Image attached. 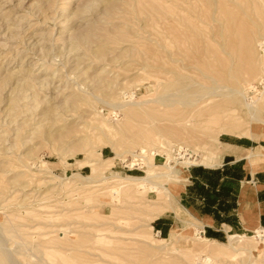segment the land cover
Segmentation results:
<instances>
[{
    "label": "rangeland",
    "instance_id": "374dc122",
    "mask_svg": "<svg viewBox=\"0 0 264 264\" xmlns=\"http://www.w3.org/2000/svg\"><path fill=\"white\" fill-rule=\"evenodd\" d=\"M189 1L0 0V247L7 255L8 264H31L39 256L47 262L40 259L43 264H195L198 257L197 261H203L201 255L207 257L204 264H234L239 260L223 257L215 261L208 253H200V247L225 251L229 248V238L221 244L209 242L195 228L178 230L176 235L168 237L171 243L162 242L166 237L154 229L153 220L159 214V207L169 205L174 186L180 182L160 177L159 172L151 174L147 182L126 179L147 175L146 159H141L146 148L140 147L139 138L133 136L137 118L127 123L123 133H108L100 126L102 120L111 125L125 122V114L118 107L122 101L150 100L166 94L162 98L165 103L155 104L156 113L163 118L160 124L176 126L187 114L189 128L193 127L190 129L199 130L213 122L211 134H215L202 135L200 143L195 140L192 145H181L183 141L176 140L170 145L173 150L187 144L191 151L199 153L198 159H203L212 155L208 147L218 149L217 164L225 152L218 144L227 133L264 136V123L250 116L244 105L246 100L234 104L227 95V88L242 85L246 89L245 83L253 85L246 93L258 102L257 113L264 119V97L259 95L264 90V32H260L264 29V0ZM220 4L227 8L222 11H230L223 13L227 21L232 17L231 23V18L228 22L223 20ZM245 7L250 8L248 13L243 12ZM239 21H243L248 31L257 29L253 46L250 44L248 48L253 51L249 53L251 59L243 53L245 43L241 32L244 30ZM224 25L227 31L221 30ZM227 25L234 27L233 30ZM225 38L228 44L222 40ZM184 44L189 46L188 52ZM221 47L227 50L223 52ZM25 66L38 79L35 77L29 85L18 79L3 85L7 72L16 71L18 76ZM45 69L51 71L50 78ZM249 70L255 71L251 75ZM46 76L48 80L44 79ZM179 82L195 83L199 95L190 100L196 101L197 106L189 103V96L181 95ZM171 84L175 85L166 88ZM14 88L21 90L17 93ZM10 95L17 98L15 111L8 108L6 100ZM210 113H221L222 119L215 121L216 117ZM122 139L125 141L120 146L118 142ZM161 146L157 142L154 147ZM150 148L153 146L147 151ZM89 149L94 155L87 157L85 152ZM98 151L102 153L101 159H105L103 162L98 161ZM160 155H163L160 161L154 157L159 167L156 169L168 171L164 166L167 156ZM96 162L100 163V171L94 174ZM173 163L167 165L176 164ZM183 169L186 172L181 171V177L185 179L189 168ZM116 174L123 178L113 177ZM92 176L99 181L85 180ZM102 176L107 179L101 180ZM61 230L68 231L63 238ZM242 240L254 245L251 261L264 264V232L261 237L256 232ZM54 244L56 247H48ZM30 247L33 251L37 248L38 253L35 250L32 254ZM91 251L97 254H90ZM104 253L106 257L101 256Z\"/></svg>",
    "mask_w": 264,
    "mask_h": 264
},
{
    "label": "bare ground",
    "instance_id": "6f19581e",
    "mask_svg": "<svg viewBox=\"0 0 264 264\" xmlns=\"http://www.w3.org/2000/svg\"><path fill=\"white\" fill-rule=\"evenodd\" d=\"M192 1V0H191ZM191 1H189V2H191ZM203 1V0H202ZM218 1V0H217ZM224 1V0H223ZM234 1H236V3L238 2V0H234ZM248 1V0H247ZM252 1V0H251ZM250 1V2H251ZM254 1H258V0H253L252 2H254ZM196 2V1H195ZM200 2V1H199ZM239 2L241 3L242 2V0L240 1L239 0ZM244 2H246V1H244ZM243 2V3H244ZM193 3V2H192ZM196 3H198V2H196ZM201 3V2H200ZM203 3V2H202ZM190 4V3H189ZM207 4V3H206ZM249 4V3H248ZM221 6H222V8H219V12L220 11H222L223 10V8H224V6L222 5V4H220ZM226 5H228V3H226ZM239 5V7H240V4H238ZM192 6V4L190 5V7ZM189 7V9H192V8H190ZM246 7H247V4H246ZM245 7V8H246ZM197 8V7H196ZM202 8V7H201ZM229 8V7H228ZM255 8V7H254ZM256 8H258V7H256ZM221 9V10H220ZM224 9H227V8H224ZM230 9H232L233 10V7L231 6V8ZM241 9L243 10V6H241ZM261 9V8H260ZM84 10V9H83ZM248 10H250V8H246V10L244 9V13L245 12H247L248 13ZM190 11V10H189ZM205 11H206V9H205ZM226 11V10H225ZM222 11V12H220L222 15H224V19L223 20H226L227 21V17H225V14H226V12H230L229 10L228 11ZM203 12V11H202ZM214 12H216V11H214ZM223 12H225V14L223 13ZM233 12V11H232ZM232 12H231V14H232ZM260 12H261V10H260ZM262 12H264L263 10H262ZM261 12V13H262ZM259 13V12H258ZM260 13V14H261ZM198 14H200V12L198 13ZM236 14H238V13H236ZM264 14V13H263ZM194 15V14H193ZM196 15V14H195ZM205 15V14H204ZM214 15V14H213ZM221 15V16H222ZM228 15H229V13H228ZM190 16V15H189ZM201 16H202V13H201ZM201 16H199V17H201ZM220 16V17H221ZM230 16V15H229ZM118 17V16H117ZM238 17H239V15H238ZM73 18V17H72ZM202 18V17H201ZM223 18V17H222ZM226 18V19H225ZM230 18H231V20H230V23H231V21H232V17L230 16ZM229 18V19H230ZM239 18H241V20L243 19H245V17H241V15H240V17ZM229 19H228V21H229ZM263 19V18H262ZM193 20V19H192ZM191 20V21H192ZM236 21H237V19H235ZM235 20H233V22L235 21ZM240 20V19H239ZM69 21V20H68ZM195 21H196V18H195ZM200 21V20H199ZM212 20H210V22H211ZM227 21V22H228ZM246 21V20H245ZM244 21V22H245ZM189 22H190V18H189ZM209 22V23H210ZM221 22H222V19H221ZM240 22H242V23H240ZM212 23H213V21H212ZM220 23V22H219ZM237 23V22H236ZM246 23V22H245ZM215 24V23H214ZM223 23H221L220 24V27H221V25H222ZM233 25H234V23H232ZM238 24H241L242 26L240 27L241 29H242V31L244 30H246L245 31V33H244V31L243 32H241V33H243V43H245V52H243V53H245L246 54V56L245 57H248V59H251V58H249V53L251 52V50L249 51V45L251 44L252 46H253V44H252V41L253 40H255V37H256V31H257V29L255 30L254 29V31H252L251 32V30L250 31H248V29L247 28H245V25H243V21H239L238 22ZM238 24H235V27H236V25H238ZM247 24H249V23H247ZM212 25V24H211ZM225 25H226V22H225ZM225 25H224V28H221V30L223 29V31H227V28H226V30H224L225 29ZM190 26V25H189ZM197 26V25H196ZM200 26V25H199ZM198 26V27H199ZM223 26V25H222ZM228 26V28L230 27V29L229 30H233V28H231V26L230 25H227ZM226 26V27H227ZM239 26V25H238ZM237 26V28H236V30L238 31V32H240V30H238L239 29V27ZM257 26H259V25H257ZM193 28H194V26H192ZM210 26H208V28H209ZM214 28V27H213ZM219 28V27H218ZM190 29V28H189ZM203 29V28H202ZM215 29H216V27H215ZM261 29V28H260ZM191 30H192V28H191ZM194 30V29H193ZM207 31V29H204V31ZM210 30V29H209ZM212 31H213V29H211ZM264 29H261V31L260 30H258V31H260V32H264L263 31ZM74 31V30H73ZM235 32L236 34L238 33V32ZM190 32V31H189ZM222 32V31H221ZM221 32H220V34H221ZM232 32V31H231ZM228 33V32H227ZM199 34H200V32H199ZM203 34V33H202ZM204 34H206L205 32H204ZM258 34V36H261L262 37V35H259V32L257 33ZM261 34V33H260ZM207 36H208V34H206ZM222 35H223V33L220 35L221 37H222ZM232 35V33L230 34L229 33V36H231ZM240 35V33L237 35V36H239ZM193 36V35H192ZM204 36V35H203ZM202 36V37H203ZM236 36V37H237ZM200 37V36H199ZM215 37V36H214ZM231 37H229V39H230ZM233 38V37H232ZM258 38V37H257ZM182 39V38H181ZM217 39V38H216ZM235 39V38H234ZM182 40H184V39H182ZM204 40V39H203ZM223 41H225L226 42V38H225V40L224 39H222ZM257 40V39H256ZM186 41V40H185ZM202 41V40H201ZM208 41V40H207ZM169 42V41H168ZM171 42V41H170ZM210 42V41H209ZM231 42V41H230ZM189 43V42H188ZM227 43V42H226ZM232 44V49H234L233 47V42H231ZM260 43V42H259ZM172 44V43H171ZM211 44V43H210ZM228 44V43H227ZM261 44V43H260ZM180 45H181V43H180ZM212 45V44H211ZM210 45V46H211ZM214 45V44H213ZM240 45V44H239ZM188 45H186L185 46V44H184V47H187ZM206 46V45H205ZM223 46H225V45H223ZM225 47H227V46H225ZM189 48V46L187 47V51L186 52H188V49ZM222 48V47H221ZM227 48H229V47H227ZM227 48H225V50H227ZM242 48V47H241ZM232 49H230V50H232ZM244 49V48H243ZM264 49V48H263ZM210 50V49H209ZM215 50V49H214ZM221 50H223V48L221 49ZM225 50H223V52H225ZM242 50V49H241ZM233 51V50H232ZM185 52V53H186ZM211 53H212V51H210ZM227 53H228V51H226ZM230 52V51H229ZM176 53V52H175ZM190 53V52H189ZM253 53V51L251 52V54ZM233 54V53H232ZM231 54V55H232ZM251 54H250V56H251ZM189 56V55H188ZM213 56V55H212ZM243 56V57H244ZM205 57V56H204ZM244 57V58H245ZM254 57V56H253ZM263 57H264V55H263ZM244 58H242V60H244ZM182 59V58H181ZM208 59H210V58H208ZM247 59V58H246ZM245 59V62L247 61ZM253 59V58H252ZM199 60V59H198ZM231 60V59H230ZM258 60V59H257ZM183 61H184V59H183ZM234 61V60H233ZM259 62V61H258ZM260 62H262V61H260ZM259 62V63H260ZM251 63H253V60L251 61ZM255 63H257V62H255ZM213 64V63H212ZM234 64V63H233ZM263 64V63H262ZM261 64V65H262ZM214 65V64H213ZM256 65H258V64H256ZM262 66H264V65H262ZM261 66V67H262ZM29 67H30V65H29ZM183 67V66H182ZM192 67V66H191ZM255 67V66H254ZM257 67H260V65H258ZM28 68V67H27ZM143 68V67H142ZM48 69V68H47ZM262 69V68H261ZM58 70V69H57ZM260 70V69H259ZM263 70V69H262ZM13 71V70H12ZM19 72H20V70H18ZM45 71H47L46 69H45ZM54 71V70H53ZM254 71L255 70H249V72H250V74L252 75L253 73H254ZM257 71H258V69H257ZM257 71H256V73H257ZM14 72H16V71H13V72H7V76H6V78H5V80H4V82H3V85H5V84H7V83H10V81L13 79H18L19 81H23L24 83H26V84H28L29 85V83H31V81H33V79L36 77V79H38V76H36L35 75V77H34V73H32V71L28 68V69H26V66H25V69H23L22 70V72H21V74L19 73V75L18 76H15L16 74L14 73ZM48 73H49V71H47ZM46 72V73H47ZM190 72V71H189ZM17 73V72H16ZM263 73V72H262ZM50 74H51V71H50V73L49 74H46L48 77L50 76ZM196 74H198V73H196ZM264 74V73H263ZM237 75V74H236ZM241 75V74H240ZM257 75V74H256ZM47 76L44 78V79H47L48 80V78H47ZM54 76V75H53ZM188 76V75H187ZM193 76V75H192ZM206 76V75H205ZM241 76H243V75H241ZM255 76V75H254ZM258 76V75H257ZM197 77V76H196ZM199 77H201V76H199ZM210 77H213V76H210ZM230 77H232V78H236L235 76L233 77V76H230ZM40 78V77H39ZM50 78V77H49ZM35 79V80H36ZM44 79H42V80H44ZM238 78H236V80H237ZM214 80H215V78H214ZM245 80V79H244ZM202 81V80H201ZM15 82V81H14ZM40 82H41V79H40ZM182 82V81H181ZM181 82H179V84L177 85V87L180 89V92H181V90L183 91V93H181V95H183V97H187V96H189V103L190 104H194L196 101H194L193 102V100H190V98L191 97H196L197 95H199V93H197V91L198 90H195L196 89V85H194L193 83H181ZM234 82V81H233ZM240 82V81H239ZM261 82H263V80L261 81ZM46 83V82H45ZM197 83H198V81H197ZM200 83V82H199ZM21 84V83H20ZM41 84V83H40ZM9 85V84H8ZM23 85H25V84H23ZM32 85V84H31ZM175 84H171V85H167L166 86V88H168V89H170V88H172L173 86H174ZM245 85H246V83H245ZM245 85H243L244 87H247L246 89H244L243 87H242V85H239V88H240V86H241V88L242 89H239V88H227V90H228V92H227V95L228 96H230L231 97V100H232V102L234 103V104H239V102H242L241 101V99H244V102H245V100H246V102L244 103V105H246V107H247V111H249V113H250V116L256 121V122H258V123H264V119L263 118H261L259 115H258V113H257V111L259 110V107H258V102H256V100H254L252 97H248L247 96V93H246V90L248 89L249 90V88L251 87V85L250 86H245ZM18 86H19V84H18ZM203 86V85H202ZM2 87V86H1ZM24 87V86H23ZM30 87V86H29ZM205 87V86H204ZM209 87V86H208ZM207 87V88H208ZM252 87H253V85H252ZM251 87V88H252ZM209 88H213L214 89V87H209ZM215 88H218L217 86H215ZM224 88H226V87H224ZM256 88V87H255ZM253 89V90H256V89ZM179 89L177 90V91H179ZM199 89H200V87H199ZM219 89V88H218ZM244 89V90H243ZM13 90H15L17 93L21 90H18V88H14ZM217 90V89H216ZM223 90V89H222ZM2 91H3V89H2ZM14 91V92H15ZM203 91V90H202ZM213 91V90H212ZM1 92V91H0ZM175 92V91H174ZM10 93H12V91L10 92ZM9 93V94H10ZM172 93V92H171ZM207 93V92H206ZM201 94H203V93H201ZM200 94V95H201ZM166 95V94H165ZM164 94L163 95H157L155 98H153V99H150V100H137V101H132L131 99H128V100H125V101H122V102H120V103H118V107L124 112V114H125V117H126V120H125V122L124 123H120V122H118V123H116V125H111L110 123H107V122H105V120H102V122L100 123V126L101 127H104V129L106 130V131H108V133H112V132H118V133H120V132H122L123 133V131H125L126 129H127V127H128V122H131V120L132 119H134V118H137V124H136V126H137V129L136 130H134L133 132L135 133V134H133V136L134 137H136V138H139V140H140V142L137 140V143H138V145H140V147H142V148H146V149H144V154L141 156V159H146V164H147V166H146V176H143V177H134V176H127L126 177V179H128V180H130V181H136V182H139V181H149V178H150V176H151V174H154V173H156V172H159L158 174H159V176L161 177V176H166V177H168V178H170V179H172V180H174L175 182H182V181H184L185 179H182V177H181V171H184V172H186V170H184L183 168H185V169H187L186 167H184V165H188L187 167L189 168L190 167V165H192V164H199L200 163V161H201V158L199 157V159H198V156H199V153L197 152V151H191V149L189 148L190 146H187V144H186V146H178L177 148H181V149H183V150H187V152H189V156H182V157H184V159L183 160H181L180 161V159L178 160V158L179 157H176L175 155H174V153L172 152V150H173V148H171L170 147V145L173 143V142H175L176 140H182L183 142H181V145H183L182 143H188L189 145H192L191 144V142L193 143L195 140H199L200 139V137H202V135H212L213 136V134H211V132H212V129H213V126H212V124H213V122H210V123H208V124H204L202 121H200L201 122V124H204V125H202L201 126V128L199 129V130H195V129H190L189 128V119H187V118H185V116L187 115V114H185V116H184V118L183 119H181V120H178L179 122H177L176 124V126H175V124L174 123H172V119H171V123H172V126H171V124L169 125V126H166V125H162V124H160V122H162V119H160L162 116H160L159 114H157L156 113V110H155V104H157V103H165V102H163L162 100V98H164V96H165ZM167 95H171V94H167ZM173 95H175V94H173ZM180 94H178V96H179ZM205 95V94H204ZM209 95V94H208ZM259 95L261 96V95H263V97H264V90L263 91H261L260 93H259ZM53 96V95H52ZM168 97V96H167ZM180 97V96H179ZM182 97V96H181ZM199 97V96H198ZM203 98V97H202ZM167 99V98H166ZM5 100H6V97H5ZM201 100V99H200ZM6 101H8V108L10 109V110H14V109H16L15 107L17 106V98H16V95H10L8 98H7V100ZM179 101V100H178ZM186 101V100H185ZM199 101V100H198ZM197 101V102H198ZM1 102H2V100H1ZM180 102V101H179ZM3 103V102H2ZM175 103V102H174ZM208 103V102H207ZM197 104H199V105H201L200 103H197ZM204 104V103H203ZM203 104L201 105V106H203ZM158 105V104H157ZM194 105H196V103L194 104ZM161 106V105H160ZM197 106V105H196ZM20 107V106H19ZM166 106H164L163 108H165ZM168 107V106H167ZM187 107V106H186ZM185 107V108H186ZM177 108V107H176ZM7 109V108H6ZM180 109V108H179ZM188 109H194V108H188ZM180 110H182V109H180ZM203 111H204V109H202ZM201 110V112H203ZM246 110V109H245ZM15 111V110H14ZM13 111V112H14ZM18 111V110H17ZM178 111V110H177ZM186 111V110H185ZM200 111V110H199ZM210 111H211V109H210ZM160 112V111H159ZM192 112V111H191ZM191 112H189L190 114H191ZM197 113V112H196ZM189 114V115H190ZM202 114V113H201ZM200 114V115H201ZM211 114V113H210ZM210 114H208V118H211V116H210ZM178 115H180V114H178ZM178 115H176L177 117H178ZM182 116H183V114H181ZM212 115V117L214 116V117H216L215 118V121H220L221 119H222V117H221V113L220 114H216V113H212L211 114ZM175 116V117H176ZM202 116V115H201ZM204 116V115H203ZM174 117V118H175ZM176 117V118H177ZM176 118H175V120H176ZM179 118V117H178ZM180 118H182L181 116H180ZM179 118V119H180ZM189 118H191V116L189 117ZM206 118V117H205ZM167 120V119H166ZM165 120V121H166ZM193 120V119H192ZM174 121V120H173ZM198 120H196V122H197ZM205 121H209V120H205ZM167 122H169L170 123V121L169 120H167ZM175 122V121H174ZM193 123H195V122H193ZM174 124V125H173ZM193 128V127H192ZM195 128V127H194ZM197 128V127H196ZM189 129L191 130L190 131V133H189ZM129 130V129H128ZM215 132V131H214ZM214 136H215V134H214ZM91 135H90V139H91ZM217 137H218V135L215 137L216 139H217ZM87 138H88V136H87ZM86 138V139H87ZM124 138V137H123ZM89 139V138H88ZM89 139V140H90ZM125 141V139H122V140H120L119 142H118V144L120 145V146H122L123 145V142ZM86 142V141H85ZM157 142H160V144L162 145L161 146V148H157V147H154L155 145H156V143ZM180 142V141H179ZM199 142V141H198ZM200 143V142H199ZM84 145V144H83ZM173 145V144H172ZM208 145V144H207ZM153 146V148H150L148 151H147V149L149 148V147H152ZM209 146V145H208ZM173 147V146H172ZM209 148V150L212 152V155L211 156H206L205 155V157L208 159V160H210V161H212V162H216V161H218V159L216 158V155H218L219 153H220V151L218 150V149H211L210 147H208ZM173 153V157H172V153ZM102 153L100 152V151H98V153H97V157L98 158H100L98 161L100 162H103L105 159L103 158V159H101L102 158V155H101ZM160 154H165L166 156H167V158H166V161H167V164H169V162H175V163H173V164H175V165H167V164H165L164 166L167 168V170L168 171H159V169H156V168H159L158 166H157V163L154 161V157L156 156V155H160ZM85 155L87 156V157H90V156H93L94 154H93V151H90V149L88 150V151H86L85 152ZM191 156V157H190ZM181 157V158H182ZM192 157H194V159H191ZM173 158V160H171ZM168 159V160H167ZM97 160V159H96ZM165 161V162H166ZM97 163L96 162V164L94 165L95 166V168H94V174H96L97 172H99L100 171V166H99V164L100 163ZM108 162V161H107ZM178 165H180L181 167H179L178 168ZM145 167V166H144ZM158 170V171H157ZM188 170V169H187ZM113 177H115V178H123V176L122 175H120V174H116V175H114ZM125 178V177H124ZM107 179V177H105V176H102V178H101V180H106ZM85 180H87V181H91V182H97V181H99V178H98V180H97V177L95 178V176H92V177H87V178H85ZM178 185L179 184H177V185H175V186H177L178 187ZM164 187L167 189V191L168 192H170V189H169V187H167V185L165 184L164 185ZM58 229V228H57ZM54 231V230H53ZM54 232H56V229H55V231ZM70 233H71V229H70V231H69ZM262 232H264V229L263 230H261V231H257V233H258V236H260L261 237V233ZM47 233V232H46ZM68 233V231L67 230H61V232H60V234H64L63 236H62V238L63 237H65L66 236V234ZM76 233V232H75ZM88 233H91V232H88ZM32 234V233H31ZM87 234V233H86ZM179 234V233H178ZM29 235V234H28ZM176 235V234H175ZM174 235V236H175ZM183 235V234H182ZM109 236V235H108ZM200 237V236H199ZM248 236H238V237H235V236H233V237H231L230 238V240L228 239V241H229V248H231V249H229V248H226L228 251H226V249H225V251L224 250H221V249H216V248H214V247H200V249H198L199 251H200V253H208L210 256L209 257H211V259L213 260H219L220 258H223V257H227V258H229L230 260H232L233 261V259H237V258H239V260L237 261V262H235L234 264H256V263H253L252 261H251V253H252V251H253V249H254V245L253 246H249V244H247V243H245V241L244 240H242L243 238H247ZM87 238V237H86ZM201 238H203V240H206V241H209V242H215V241H212V240H209V239H207V238H204V237H202L201 236ZM251 238V237H250ZM39 239V238H38ZM41 239V238H40ZM175 239V238H174ZM31 240V239H30ZM29 240V241H30ZM177 240V239H176ZM60 241H61V238H60ZM85 241H86V239H85ZM91 241V240H90ZM161 241L162 242H170L171 243V241H170V239L169 238H162L161 239ZM74 242V241H73ZM174 242H177V241H174ZM24 245L26 246V244H27V242H26V244H25V240H24ZM30 243V246H32L31 245V243H32V240H31V242H29ZM35 243H36V241H35ZM41 243V242H40ZM42 243H43V241H42ZM57 243L58 242H56V245H57ZM61 243V242H60ZM65 243H69L68 241L67 242H65ZM90 242H88L87 243V245L89 244ZM215 243H217V242H215ZM33 244V243H32ZM37 244V243H36ZM39 244V243H38ZM71 244H73L72 243V241H71ZM75 244V243H74ZM78 244V243H77ZM84 244V243H83ZM219 244H221V243H219ZM223 244V243H222ZM21 245V244H20ZM56 245L54 244L53 246H48V247H56ZM86 247H88L86 244H84ZM91 245H93V244H91ZM223 245H225V246H228V245H226V244H223ZM24 246V247H25ZM28 246V245H27ZM38 246V245H37ZM39 246H42V245H39ZM45 246V245H44ZM78 246H79V244H78ZM90 246V245H89ZM231 246V247H230ZM34 247H35V245H34ZM59 247V246H58ZM77 247V246H76ZM82 247H83V245H82ZM27 248V247H26ZM30 248H32V254H33V252L37 249V248H35V250L33 251V247H30ZM44 248V247H43ZM43 248L41 249V253L40 254H42V250H43ZM62 248V247H61ZM67 248V250L69 249L68 247H66ZM71 248V247H70ZM74 248V247H73ZM80 248V247H79ZM91 248H92V246H91ZM91 248H90V250H91ZM94 249L96 248V249H98L97 247H93ZM122 248V247H121ZM120 248V249H121ZM225 248V247H224ZM87 249V248H86ZM86 249H84V251L86 250ZM95 249V250H96ZM82 250V249H81ZM107 250V249H106ZM114 250V249H113ZM194 250V249H193ZM87 251H88V249H87ZM39 252H40V249H39ZM109 252H110V250H109ZM113 252V251H112ZM112 252L110 253V255L112 254ZM36 253H38L37 252V250H36ZM65 253V252H64ZM90 253V252H89ZM92 253H94V254H97V252L95 253V251L94 252H92L91 251V253L90 254H92ZM102 254H103V252H101ZM114 253V252H113ZM73 254V253H72ZM107 254H109V253H107ZM67 255H68V253H67ZM99 256H100V254H98ZM101 256H105V253H104V255H101ZM28 257V256H27ZM40 257V256H39ZM37 258V259H34L33 258V260H31V264H41L42 262H46V261H44V258ZM56 257V256H55ZM72 257V256H71ZM71 257H70V259H71ZM106 257V256H105ZM57 258H58V256H57ZM56 258V259H57ZM69 258V257H68ZM80 258V257H79ZM82 258V257H81ZM107 258L109 259V256H107ZM199 258V257H198ZM197 258V259H198ZM201 258H202V260L203 261H197V259H196V263L195 264H204V261H206V259H207V257L205 256V259H204V255L202 256L201 255ZM7 255H6V257H5V254H4V250L0 247V264H8V262H7ZM40 259L42 260L43 259V261L40 263ZM65 259V258H64ZM74 259H76V257L74 258ZM88 259H89V257H88ZM28 260H29V258H28ZM59 260V259H58ZM9 261V260H8ZM25 261V260H24ZM60 261V260H59ZM69 261V260H68ZM74 261V260H73ZM89 261V260H88ZM214 261V262H215ZM29 262V261H28ZM84 262V261H83ZM218 262V261H217ZM47 263V262H46ZM57 263V262H56ZM43 264V263H42ZM49 264V263H48ZM65 264V263H64Z\"/></svg>",
    "mask_w": 264,
    "mask_h": 264
},
{
    "label": "crops",
    "instance_id": "0c3cea01",
    "mask_svg": "<svg viewBox=\"0 0 264 264\" xmlns=\"http://www.w3.org/2000/svg\"><path fill=\"white\" fill-rule=\"evenodd\" d=\"M218 145L220 162L201 158L174 186L169 205L156 210L154 229L166 238L195 228L220 243L264 228V136L227 133Z\"/></svg>",
    "mask_w": 264,
    "mask_h": 264
},
{
    "label": "built area",
    "instance_id": "2783aa9c",
    "mask_svg": "<svg viewBox=\"0 0 264 264\" xmlns=\"http://www.w3.org/2000/svg\"><path fill=\"white\" fill-rule=\"evenodd\" d=\"M260 83H262L263 84V82H260ZM256 88H258V86H256ZM173 153H174V155L176 156V157H179V158H181L182 156H189V152H187V150H183V149H181V148H175L174 150H173ZM156 157H163V155H156L155 156V158ZM191 157V156H190ZM193 158V157H192ZM191 158V159H192ZM182 159H184V157H182ZM165 161H166V157H165ZM192 165H194V164H192ZM192 165H190V167L192 166ZM189 167V168H190ZM188 168V167H187Z\"/></svg>",
    "mask_w": 264,
    "mask_h": 264
}]
</instances>
